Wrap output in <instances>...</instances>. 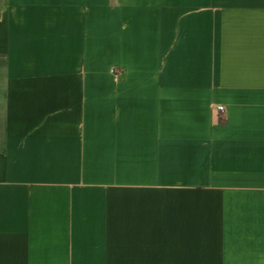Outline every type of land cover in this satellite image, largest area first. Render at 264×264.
Instances as JSON below:
<instances>
[{
    "label": "crops",
    "instance_id": "obj_1",
    "mask_svg": "<svg viewBox=\"0 0 264 264\" xmlns=\"http://www.w3.org/2000/svg\"><path fill=\"white\" fill-rule=\"evenodd\" d=\"M0 264H264V0H0Z\"/></svg>",
    "mask_w": 264,
    "mask_h": 264
},
{
    "label": "built area",
    "instance_id": "obj_2",
    "mask_svg": "<svg viewBox=\"0 0 264 264\" xmlns=\"http://www.w3.org/2000/svg\"><path fill=\"white\" fill-rule=\"evenodd\" d=\"M217 109H218L220 112H223V111H224V107H223V106H218Z\"/></svg>",
    "mask_w": 264,
    "mask_h": 264
}]
</instances>
